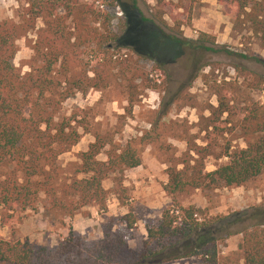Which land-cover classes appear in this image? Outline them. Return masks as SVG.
I'll return each mask as SVG.
<instances>
[{"label":"rangeland","instance_id":"374dc122","mask_svg":"<svg viewBox=\"0 0 264 264\" xmlns=\"http://www.w3.org/2000/svg\"><path fill=\"white\" fill-rule=\"evenodd\" d=\"M79 2H95L100 10L115 16L113 31L120 19L125 29L118 42L110 45L112 69L105 89L72 90L63 99L67 77L58 66L54 67L55 81L61 87L42 97L50 103L47 113L51 127L68 124L80 137L56 159L55 187L60 189L83 178L79 155L87 152L95 138L103 145L97 161L104 162L105 152L110 149L130 147L140 166L117 170L102 182L105 212L88 206L69 215V211L51 209L41 194L34 210L19 211L17 222L9 228L0 225L7 230L8 240L24 238L34 246L52 248L67 236L68 230L86 240H100L109 219H119L129 212L133 225L128 248L138 251L146 238L145 227L154 225L162 212L174 205L193 207L200 211L195 219L208 222L249 212L263 204L264 174L239 187L210 183L206 177L227 164L226 153L246 146L236 124L229 123L226 115H213L217 107L215 92L232 95L235 100L230 105L237 110L252 102H264V93L247 89L234 70L244 67L264 76V50L256 36L246 27H234L232 15L216 0H198L189 24V0H166L162 8L154 0ZM26 6L24 0H0V21L21 24ZM157 17H162L165 25ZM178 23L181 34L175 35ZM66 24L70 27L68 20ZM41 28L42 21L37 19L34 28L15 40L12 64L16 73H29L30 66L39 61L33 45ZM200 34L214 38L213 46L204 44L212 51L196 49ZM98 59V55L85 56L75 75L83 71L92 78ZM156 64L161 68L156 69ZM170 171L180 172L185 183L183 191L172 196L163 191ZM29 219L32 223L26 226ZM242 227L216 236L219 264H244L242 234L225 237L227 232ZM168 264L204 263L200 258H188Z\"/></svg>","mask_w":264,"mask_h":264},{"label":"trees","instance_id":"16d2710c","mask_svg":"<svg viewBox=\"0 0 264 264\" xmlns=\"http://www.w3.org/2000/svg\"><path fill=\"white\" fill-rule=\"evenodd\" d=\"M154 1L162 8L166 0ZM189 1L187 24L198 0ZM216 1L232 15L233 26L246 27L264 50V0ZM24 2L27 6L21 24L0 21V225L7 228L17 222L19 211L34 210L41 194L51 209L58 208L62 213L69 211V215L88 206L105 212L102 182L117 170L140 166L139 158L130 147L120 151L110 149L105 152L104 162L97 161L95 158L103 145L95 138L87 152L79 155V173L83 178L56 189L54 163L67 148L76 145L80 137L68 124L51 127L52 120L47 113L50 103L42 97L61 87L55 81L54 67L58 66L67 77L63 99L72 90L105 89L108 72L112 69L109 48L120 39L125 22L120 19L113 31L115 16L100 10L95 2L85 5L79 0ZM37 19L43 24L33 45L39 61L30 66L29 73L20 75L12 64L16 53L14 42L34 28ZM157 20L165 25L162 17ZM180 27L178 23L175 35L181 34ZM197 37L195 43L199 45L196 49L212 51L204 44L213 46V37L206 34ZM87 49L90 51L84 55ZM95 55L100 62H97L93 77H86L83 71L75 75L74 70L80 68L83 58ZM155 68L161 66L156 64ZM234 70L247 89L264 93L263 75L244 67ZM215 95L217 107L213 115H226L229 123L236 124L246 146L226 153L227 164L206 177L210 183L239 187L264 174V102H252L237 110L230 105L235 100L232 95L226 91L223 94L216 91ZM167 176L163 191L168 196L183 191L185 183H182L180 172L170 171ZM197 213L200 211L193 207L178 205L164 210L154 225L145 227L146 238L138 251L128 248L133 225L129 212L119 219H109L100 240H86L72 230H68L67 236L52 248L0 239V264H168L188 258H200L204 264H219L216 236L236 226L243 227L240 231L227 232L225 237L232 233L242 234L240 250L244 264H264V203L249 212L208 222L195 219Z\"/></svg>","mask_w":264,"mask_h":264},{"label":"crops","instance_id":"0c3cea01","mask_svg":"<svg viewBox=\"0 0 264 264\" xmlns=\"http://www.w3.org/2000/svg\"><path fill=\"white\" fill-rule=\"evenodd\" d=\"M30 220L31 219H29L28 222H26V226L31 225L32 222ZM0 239H4V240H8L9 239V235L7 233V230L4 229V228H1V227H0ZM21 241H24V238Z\"/></svg>","mask_w":264,"mask_h":264}]
</instances>
